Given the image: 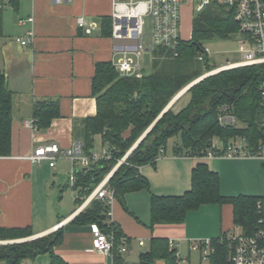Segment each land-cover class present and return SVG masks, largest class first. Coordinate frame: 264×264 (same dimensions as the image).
I'll list each match as a JSON object with an SVG mask.
<instances>
[{
  "label": "crops",
  "instance_id": "crops-1",
  "mask_svg": "<svg viewBox=\"0 0 264 264\" xmlns=\"http://www.w3.org/2000/svg\"><path fill=\"white\" fill-rule=\"evenodd\" d=\"M198 2L183 0L181 3L182 39L191 37L192 19ZM6 10L9 12L4 13ZM1 11L0 70L12 91L11 149L9 155L0 156L2 227H28L32 236L38 237L52 232L55 224L66 219L60 227L62 238L54 253L68 264H139L142 253L150 250L153 238L175 242L186 260L185 264H189L191 251H194L188 249L191 241L211 239L236 230L233 208L229 203L202 204L189 211L182 223L150 226L151 195L177 196L189 190L192 169L199 162L206 163L219 174L223 161L235 164L241 159L177 155L173 153V147L179 140L171 138V150L166 148L154 163L139 167L148 188L127 191L121 199L115 197L112 203L111 217L127 239V251L112 258L94 251L90 224L71 222L78 214L75 213L77 193L68 179L71 161L58 157L54 166H50V159L31 161L28 156L37 146L47 142L70 147L83 135V119L96 114V99L92 95L95 65L98 62L115 65L122 56V52L114 50L111 35L102 30V19L111 17L112 0H67L62 3L13 0ZM29 16L33 17L32 25L18 24L19 18ZM79 16L95 24L90 33L78 27L76 19ZM30 27L34 33L33 42L22 46L15 37ZM237 37L241 40L240 54L248 42H244L246 37ZM128 55L138 61L139 73L150 69L152 50L143 51L139 58L131 52ZM44 99L58 100L60 116L52 119L48 128L33 130L26 122L33 119L35 104ZM213 144L220 146L217 139ZM69 186L71 192L67 189ZM233 192L248 195L241 189ZM65 193L68 196L72 193L73 208L62 203ZM139 240L143 241L142 245ZM226 252L218 251V256L224 258ZM20 264H50V256L42 253L33 259H24ZM153 264H165V261L158 258Z\"/></svg>",
  "mask_w": 264,
  "mask_h": 264
},
{
  "label": "trees",
  "instance_id": "trees-1",
  "mask_svg": "<svg viewBox=\"0 0 264 264\" xmlns=\"http://www.w3.org/2000/svg\"><path fill=\"white\" fill-rule=\"evenodd\" d=\"M264 1V0H263ZM0 9V32H1ZM112 19H102V30L111 35ZM241 35L233 18V9L215 1L202 10L195 11L191 37L180 39L177 54L164 47L152 49L150 69L138 75L123 76L111 62H98L92 78V95L96 99L94 116L83 119L81 142L83 152L94 149V137L99 136L109 158H101L87 168L75 172L73 188L79 204L82 198L104 178L159 116L171 99L190 82L216 66L210 64L205 44L212 39H232ZM247 40L244 39V42ZM202 56V59L199 57ZM264 78V64L232 67L208 75L188 88L179 98L187 96V102L179 109L173 106L165 111L151 129L128 154L109 179L114 196L121 199L131 190L148 188V182L139 173V167L154 163L165 150L171 138H179L173 153L195 156L209 149L225 148L235 137H242L246 146L256 150L264 141L260 127V84ZM221 115L233 117V122H221ZM56 99H44L35 104L33 119L37 128L46 129L52 119L59 117ZM12 123V91L0 70V156L10 154ZM220 142V147L213 140ZM264 164V162H263ZM261 196L223 195L220 193V177L204 162H199L191 172V187L177 196L151 195L150 226L160 223H182L189 211L206 203H229L233 208V221L241 225L245 233L254 230L259 213L256 202ZM108 206L100 200H92L71 222L77 224H102ZM116 236L122 231L113 223ZM33 235L28 227L6 228L0 225V241L16 240ZM59 229L36 238L20 242L0 243V262L20 264L48 253L50 264H68L54 253L60 243ZM220 238H211L216 251L226 252ZM116 257V256H115ZM163 258L165 264H178L174 250L166 238H153L150 250L142 253L141 264H153Z\"/></svg>",
  "mask_w": 264,
  "mask_h": 264
},
{
  "label": "built area",
  "instance_id": "built-area-1",
  "mask_svg": "<svg viewBox=\"0 0 264 264\" xmlns=\"http://www.w3.org/2000/svg\"><path fill=\"white\" fill-rule=\"evenodd\" d=\"M13 0H0V9L11 4ZM55 3H62L67 0H53ZM183 0H112V27L111 38L113 48L122 52V56L114 65L120 75H138L140 65L130 52L137 58L147 49L154 47H164L177 54L176 49L181 39V3ZM225 5L233 9V18L238 25V31L246 37L247 47L240 50V59L237 61H227L216 67L203 76L212 75L221 70L252 64H264V1L263 0H199L195 6L196 11L202 10L210 2ZM151 18V30L144 31V17ZM33 17L19 18L18 24H33ZM76 23L79 28H83L86 33H90L94 28V23H89L82 16L77 17ZM32 27L15 37V41L22 46H29L33 42ZM148 37L149 44L145 42ZM207 51V49H206ZM202 59V56L199 57ZM260 107L262 118L260 127L264 132V78L260 84ZM221 122H233V117L221 115ZM26 125L33 130L37 129L34 119L26 122ZM164 150L160 149V154ZM129 154V153H128ZM126 153L117 164L104 176V178L92 189L90 193L82 198L75 213L82 211L92 200H100L108 206L106 218L102 224L91 223L90 232L92 236V248L94 251L109 257H114L117 253L127 251V239L125 236H116L112 230L114 221L111 217V206L114 201V189L109 185V179L116 168L125 162ZM58 157H65L71 161V172L69 174V184L73 188L75 172L80 168H87L101 158H109V153L105 148L101 152L92 149L89 154L83 152L82 142L76 139L68 148L59 146L57 142H47L37 146L28 158L31 161L50 159V166H54V160ZM194 157L198 158H256L264 162V141H261L256 150L249 149L242 137L232 138L225 148L209 149L205 153L201 152ZM76 198L78 195L76 194ZM259 213L257 224L249 233H245L241 225L236 224V230L228 231L220 238V243H225L227 252L224 258L218 256L211 239L204 238L193 240L189 243V250L199 252L202 260L206 264H264V197L256 202ZM66 219L60 220L53 226V231L65 224ZM142 245L143 241L139 240ZM169 247L174 250L176 262L185 264L186 260L180 253L178 245L172 240ZM220 258V260H219Z\"/></svg>",
  "mask_w": 264,
  "mask_h": 264
},
{
  "label": "rangeland",
  "instance_id": "rangeland-1",
  "mask_svg": "<svg viewBox=\"0 0 264 264\" xmlns=\"http://www.w3.org/2000/svg\"><path fill=\"white\" fill-rule=\"evenodd\" d=\"M8 12L9 10L4 11V13H8ZM150 30H151V18L149 16H145L144 17V31L145 33H149ZM180 34L182 36V29H180ZM145 42L147 45L149 44L148 37L145 38ZM240 44H241V40L239 39V37H235L232 39H212V40L207 41L205 44V47L207 49V54H208L210 64H213L216 67H219L221 64L226 63L227 60L228 61L238 60L240 58V54H239ZM147 57L149 58L150 55H147ZM209 71H206V72H209ZM205 73H203L202 75H204ZM186 102H187V96H183L179 98V100L175 103L173 108L175 110H178V108L181 105H184ZM173 139L174 141L179 140V138H176V137ZM172 143H173V140L170 139L166 146L168 150L169 149L171 150ZM94 147H95V150L98 152H101L103 148L99 136L94 137ZM227 162L223 161L222 170L219 173L221 177L220 178L221 179L220 180V193L221 194L237 195V193L235 194L233 191L241 189L245 191L246 194L248 195H256V196L264 197V164H263V161L256 159V158H241L235 164L232 163L233 165L229 161ZM70 172H71V169H70ZM67 189L69 190V192H71L72 190L70 186ZM62 203L69 205L70 208H73L72 193H70L69 196L66 195L65 193L62 198ZM31 237L32 235L25 237V238L31 239ZM0 264L2 263L0 262ZM189 264H206V261L202 260L199 252L194 250V251H191V260Z\"/></svg>",
  "mask_w": 264,
  "mask_h": 264
},
{
  "label": "water",
  "instance_id": "water-1",
  "mask_svg": "<svg viewBox=\"0 0 264 264\" xmlns=\"http://www.w3.org/2000/svg\"><path fill=\"white\" fill-rule=\"evenodd\" d=\"M207 76H201L199 77L198 79L190 82L187 86H185L180 92H178L172 99L171 101L165 106V108L162 110V112L159 114V116L153 121V123L144 131V133L138 138V140L133 144V146L129 149V151L127 152L130 153L136 146L137 144L143 139V137L147 134V132L151 129V127L154 125V123L161 117V115L167 111L171 106L172 104L174 103V101L180 96L182 95L188 88H190L193 84L197 83L198 81H200L201 79L205 78ZM32 238H35V236H32ZM30 238H22V239H16V240H6L2 243H11V242H20V241H25V240H28ZM141 264V263H139Z\"/></svg>",
  "mask_w": 264,
  "mask_h": 264
}]
</instances>
